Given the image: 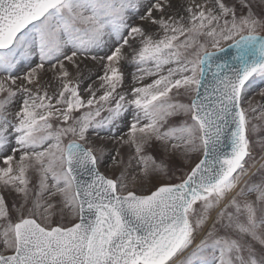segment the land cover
<instances>
[{"label": "snow or ice", "instance_id": "obj_1", "mask_svg": "<svg viewBox=\"0 0 264 264\" xmlns=\"http://www.w3.org/2000/svg\"><path fill=\"white\" fill-rule=\"evenodd\" d=\"M0 74V264H264V0H0Z\"/></svg>", "mask_w": 264, "mask_h": 264}, {"label": "rangeland", "instance_id": "obj_2", "mask_svg": "<svg viewBox=\"0 0 264 264\" xmlns=\"http://www.w3.org/2000/svg\"><path fill=\"white\" fill-rule=\"evenodd\" d=\"M179 3L189 4L192 2V0H178ZM197 2H203V0H197ZM139 22V21H138ZM144 23V26L149 28L153 33L157 32V26L149 25L147 22H141ZM226 47V45H225ZM126 51L128 49L126 48ZM103 55V53H101ZM88 65V68L91 69L90 75L95 78L97 75H102V71L100 70V65L92 62L90 60L85 62ZM123 65L122 70L125 74V80H124V86L122 89H119V91H129L134 86H142V84L150 83L153 79L152 77H146L143 81H137L134 79V74L136 73V68L131 65L130 63H127L125 61L121 62ZM34 66V65H33ZM21 75L23 73H20ZM3 74H0V78H2ZM85 75H89L88 72H85ZM51 76V73H47L44 75V80H48ZM99 84V81H96V84L93 85V87H96V85ZM264 89V82L257 81L253 89L250 90V99L253 104L257 103H264V98L261 97L260 91ZM51 89L49 90L51 94ZM100 93H98L99 95ZM247 106V105H245ZM126 119H130V116L126 114ZM254 123H259L258 121H253ZM126 130V129H125ZM103 135H106V133H103ZM254 138H258L256 134H253ZM152 154L157 156L158 159H163L170 168V172L172 174H175L176 176H180L182 172L187 171L194 162L197 161V155L196 154H189L191 159L185 158L182 154L177 153L174 156L169 157L166 155L159 147L151 149ZM253 157L255 158V167L250 168L249 176L254 180H259L261 178V171H260V164L264 163V161L261 160V152L260 149L257 146L253 147ZM0 166L3 167L2 158H0ZM101 171L104 172L106 175H111L112 173L109 171V168L107 166V162L101 167ZM163 182H169L166 178H162L160 174H153L151 179L146 180H139L137 179L135 182L131 181V178H129V185L133 188V190H136L138 193L147 194L150 191L155 190V186L158 183ZM7 200L9 204L13 202V200L16 198L13 194H6ZM58 217H53V220L56 221ZM71 220V215L69 213H65V223H68ZM2 250V249H0Z\"/></svg>", "mask_w": 264, "mask_h": 264}, {"label": "bare ground", "instance_id": "obj_3", "mask_svg": "<svg viewBox=\"0 0 264 264\" xmlns=\"http://www.w3.org/2000/svg\"><path fill=\"white\" fill-rule=\"evenodd\" d=\"M1 167V166H0Z\"/></svg>", "mask_w": 264, "mask_h": 264}, {"label": "water", "instance_id": "obj_4", "mask_svg": "<svg viewBox=\"0 0 264 264\" xmlns=\"http://www.w3.org/2000/svg\"><path fill=\"white\" fill-rule=\"evenodd\" d=\"M231 51V50H230Z\"/></svg>", "mask_w": 264, "mask_h": 264}]
</instances>
